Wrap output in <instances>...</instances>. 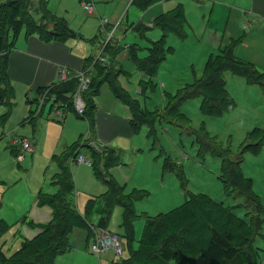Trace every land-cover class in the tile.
<instances>
[{
	"label": "rangeland",
	"instance_id": "rangeland-1",
	"mask_svg": "<svg viewBox=\"0 0 264 264\" xmlns=\"http://www.w3.org/2000/svg\"><path fill=\"white\" fill-rule=\"evenodd\" d=\"M80 1L62 0L60 3V0H52L51 6L59 12L58 14H64L71 27L81 34L78 40L71 39L70 44L73 51L82 57L89 51V41L98 36L101 20L107 19L110 25H114L117 17L124 14L125 20H129V22L141 19L143 23L149 24L150 22L154 23L153 20L162 12L165 14L178 5L182 6L186 18V36L180 38L169 34L166 37L164 43L166 59L153 76L147 93L140 94L144 106L150 111L154 112L159 109L158 111L161 112L165 106L167 94H176L182 84L193 83L203 74L208 59L220 54L221 50L231 44H235V54L240 62L247 64L250 61L260 73H264V52L261 51L264 47V35L261 33L264 30L251 27L248 20L243 21L247 17L243 16L244 13L241 9H238L250 8L251 0H136L128 9H125L128 0H90L96 8L95 15L90 16L85 15ZM147 1L150 2L145 3ZM36 6L33 4L30 11L38 20L37 12L40 9ZM138 24L130 27L138 26L140 30L146 28L143 24ZM140 30L127 32L123 42L137 43L139 48L137 54L143 56L148 53L151 41L160 39L164 32L158 26H153L146 31ZM211 30H216V34L214 35ZM25 37L24 29L17 34L13 32L10 34V39L14 40L15 47L18 43L22 44ZM248 41L251 42L250 48H244V43L246 44ZM114 42L116 41L114 40ZM236 49H238L237 53ZM116 62L123 67L124 71L136 72L130 53L123 60L118 61L116 58ZM138 75L140 74L137 72L129 81L127 78L123 81L130 92L135 90L134 87L131 90L130 83H134L133 79L138 81L140 78ZM226 79L229 93L236 101V107L233 110L213 117L202 112L200 98L186 101L181 110L188 117L189 123L184 129L165 121L160 122L158 119L154 124L156 130L154 135L151 133L150 125H144L141 128L138 139H143L147 146L145 152L139 155L141 165L144 166L142 170L138 171L136 168L134 159L136 153H128L131 157H126L127 154H124L121 160L123 163L119 166L115 165L109 170L111 175L125 186L126 194H129L128 192L132 188L131 183L134 182L131 179L134 177L138 180L142 179V186L149 193L147 197L135 202L138 216L134 222L135 235L132 243H130L127 230L123 225V206L115 203L109 211H106V203L103 198V194L107 190L106 184L95 176L94 168L91 165L73 162L71 159L70 165L75 179L74 199L76 198L78 210L93 223H96L95 220L98 217L107 219L106 230L118 234L124 243L122 260L131 258L132 252L140 249L139 241L145 223L144 215L156 216L171 212L185 201L187 193L185 188L196 194H205L225 208L233 207V213L240 219L247 218L246 208L240 205L242 199L237 200L227 195L224 190V184L220 177V158L209 154L200 155L199 146L194 136V130L201 131L204 127L210 134L217 136L225 146L230 145L234 154L241 151L242 142L257 143L264 136L263 88L261 89L256 84H250L245 77L233 75L231 72L226 73ZM56 83L58 82L38 89L37 97L32 102L39 105L43 99L54 96L51 90ZM25 97L26 88L20 84L16 88L15 105L8 116L1 114L6 110V107L0 105V131H2L0 136V170L5 166L9 170L7 172V174L10 173L9 184L27 183L25 178L20 179L25 175L29 181L27 191L20 195L22 200L14 203L15 211H10L11 214L8 213L6 216L10 227L0 238V246L8 254L19 249L26 238L35 236L37 229L33 226L34 224H47L51 220L49 205H40L36 201L34 205L29 206L31 198H28V185L33 191L43 187L46 183L45 190L52 194L57 191V188L51 185V181L60 167L52 159L53 154L60 155L66 146L81 142L78 147L79 153L83 154L81 152L83 151L88 156H95V153L88 149L87 145L89 144H83L86 140L80 138L81 133H84V136L87 134V121L78 117L74 111L69 112L67 117L58 114V105L52 109L48 106L43 109L45 104L41 108L43 110L40 111V115L44 112L43 118L47 119L48 125H50L45 139V149L35 154L25 152L23 149L22 153H26L23 160H20L19 157L17 159V156L11 154L10 146L13 137L27 136L37 142V135L34 136L30 125L24 122L29 111ZM61 104L67 105V103ZM255 128L261 130L249 138V134ZM103 148L96 147L97 150ZM166 156L179 164L187 186H182V182L175 172H164L163 164ZM9 158L11 159L9 160ZM96 161H98L97 158ZM242 169L245 176L253 179L254 190L264 205V143L257 152H245ZM9 184L5 183L7 187ZM23 201L26 205H23ZM3 205L5 206V204ZM3 205H0V209L4 208ZM18 218L20 220L16 221ZM233 221L236 224L233 227L235 233H248L247 225L240 221ZM216 227L220 229V227ZM170 229H172L171 226ZM69 239L71 248L66 252L59 253L56 257V262L59 264H114L119 261L113 251H109L101 257L88 251L93 237L89 241V230L86 227L75 226ZM243 240L246 242H235L229 246L232 245L237 249L246 248L249 245L247 237L242 238ZM254 246L258 264H264V228L261 235L255 239ZM190 254L194 255L195 253ZM141 258V262L152 261L148 260L147 256L140 255L136 258L135 263L138 264ZM150 264L155 263L150 262Z\"/></svg>",
	"mask_w": 264,
	"mask_h": 264
},
{
	"label": "trees",
	"instance_id": "trees-1",
	"mask_svg": "<svg viewBox=\"0 0 264 264\" xmlns=\"http://www.w3.org/2000/svg\"><path fill=\"white\" fill-rule=\"evenodd\" d=\"M32 6L33 0L0 2V103H7L10 110L16 96L8 72L9 52L13 46L10 33L17 34L24 29L26 35L37 34L45 42H66L76 37V32L65 18H60L49 11L48 0H40L42 20L35 19L30 11ZM155 21L164 33L162 38L152 45L150 56L141 59L136 56V50L133 47L130 48L137 68L151 77L155 76L161 63L166 59L164 45L166 37L169 34L180 38L186 36V18L181 5L162 14ZM107 30L108 28H101L103 38L99 39L97 36L93 41L101 45L102 54L107 61L103 62L93 56L88 57L82 70L88 74L91 73L89 74L91 82L83 94L86 103L85 113L77 114L89 121L92 131L96 128L94 97L99 94L101 85L106 81L110 83L116 96L130 106L133 113L131 121L133 130L138 132L143 124H149L152 135L156 133L154 124L159 118L163 122L184 129L189 119L181 108L186 101L191 99L200 98L201 110L208 116L216 117L233 110L236 107V101L227 88V72L243 76L250 84H258L264 89V73H260L250 62L247 64L240 62L235 55V44H231L220 54L208 59L203 74L193 83H187L178 89L176 94H168L163 111L157 113L146 111L131 94L123 89L119 82V76L123 71L116 68V57L121 48L118 47L117 42L106 41ZM53 86L51 91L52 95L56 96V101L67 103L72 107L74 105L73 95L79 86L78 77H72ZM47 102L50 101L47 100L45 104ZM9 114L10 111L7 115ZM33 118L31 116V119ZM256 133H258L257 129L250 133L249 138ZM194 136L200 155L209 154L220 158V177L224 190L227 195L237 200L242 199L240 205L246 208L247 218L240 219L233 213V207L225 208L205 194H196L185 188L187 192L185 201L171 212L156 216L144 215L145 226L139 241L140 249L135 253L132 252L131 258L121 259L114 264H137L135 260L140 255H145L148 260L152 261L141 262V258L138 264H150V262L155 264H258L254 241L261 235L264 228V205L254 190L253 179L244 175L242 165L245 152H257L264 143V136L257 143H243L238 154H234L230 145L225 146L217 136L210 134L204 127L201 131L194 130ZM80 144L81 142L74 144L57 157L60 172L56 175L54 183L59 186L58 191L53 194L43 192L38 194L39 204L51 207L53 211L51 220L47 224H34L38 233L32 238H26L21 247L12 254H7L0 246V264H58L57 255L71 248L69 235L75 226H83L89 230V241L94 237L90 220L80 213L73 198L75 179L70 162L79 154ZM83 144H89L88 149L95 153V156H90L95 174L107 186V191L103 194L106 208L110 210L115 203L123 206V225L132 243L135 235L134 222L138 216L135 202L147 197L149 193L144 189H134L126 194L125 186L111 175L109 170L121 161L120 153L105 147L97 150L95 145L90 142L86 143V141ZM87 146L85 145L86 148ZM163 168L165 173L175 172L182 186H187L181 167L169 156L165 157ZM233 220L247 225L248 233H235L233 227L236 224ZM9 227L10 224L6 220H0V238ZM244 237H247L249 244L246 248L237 249L232 245L229 246L235 242H246V240L242 241Z\"/></svg>",
	"mask_w": 264,
	"mask_h": 264
},
{
	"label": "crops",
	"instance_id": "crops-1",
	"mask_svg": "<svg viewBox=\"0 0 264 264\" xmlns=\"http://www.w3.org/2000/svg\"><path fill=\"white\" fill-rule=\"evenodd\" d=\"M2 1H5V0H0V2H2ZM86 1H90V0H81L80 1L81 7L84 10L85 15H87V16L95 15L96 8H95V11L93 13H88L84 9L83 4ZM51 2H52V0H48L49 11L51 13L55 14L56 16L60 17V18H65L71 27V24H70L69 20L67 19V17H65L64 14L63 15L58 14L59 12L51 6ZM61 2H62V0H60V3ZM133 3H134L133 0H128L126 3L125 9H128L129 6ZM145 3H147V2H145ZM33 4H34V6L37 5L40 9V0H33ZM238 9H241V11L244 13L243 16L247 17L243 21L248 20L249 21L248 23L251 25V27H255V28L264 30V0H251L250 8H243L242 7V8H238ZM163 13L164 12L159 14L155 18V20L159 16H161ZM37 14L39 15L38 20H42L43 13H42L41 9L39 12H37ZM123 15L117 17L116 22H114L115 23L114 25H110L109 22L106 25V29L108 28L107 31L111 30L114 32L113 33V39H111V40L112 41L115 40L117 42L118 46L123 48L122 50H120V52L118 53V55L116 57L118 59V61H120V59L123 60L124 58H126L128 56V53H130L131 47L136 49V56H138L137 50L139 48L137 46L138 45L137 43H128V42L124 43L123 42L124 41L123 39H124L127 32L132 31V30H140L138 26L130 27L131 25H134V24L137 25L138 23L143 24L146 28L143 30H140V31H146L147 29H150L153 26H157L155 20H153L154 23L150 22L149 24L143 23L141 19H139L137 21L129 22V20H125V17ZM227 26H228V24H227ZM227 26H226V29H227ZM102 27H103V25H102V20H101V27L99 29V34H98L99 39L103 38V34L101 32ZM0 29H1V25H0ZM211 32L215 35L217 31L211 30ZM13 33L16 34L15 32H13ZM261 34L264 35V31ZM25 35H26V32H25ZM78 37H81V34L76 32V37L70 38L66 42H59V41H57V42H45V41L41 40L37 34L31 35V36L26 35L24 42L22 44L18 43L16 47L14 45V40L10 39L13 42V46L9 52L8 72H9V75L12 79V85L15 88V92H16V88L20 84L24 85V87L26 88L25 101L28 104L29 111L24 118L25 119L24 122L30 125V128H31V131L33 132V135L34 136L37 135V142H35L33 140V138L31 139L30 137H27V136L17 137V138L13 137L12 138L10 151H11V154H13L14 156H17V159L19 157L20 160H23L26 157V153L25 154L22 153L23 149L25 150V152H28V153L31 152L32 154L42 152L45 149V147H44L45 146L44 145L45 139H46V135H47V130L50 128V125H48V120L43 118L44 112L40 115V112H37V106L38 105H36L35 102H32L37 97V90L44 87V86H47L49 84L55 83L57 81L58 71L60 68H68L72 74H76L77 72L83 70L84 65H85L88 57L93 56L97 59V57L101 53V49H102L101 45L97 42H93V41H95V39H96L95 38L94 40L92 39L89 41V51L84 57L77 55L73 51L71 44H70V41H71V39H77L78 40ZM160 39L152 40L150 47H148V50H149L148 53L143 55V56H138V57L143 59V58L150 56V50L152 48V45L154 43H156L157 41H159ZM237 41H240V40H237ZM250 44H251V42L248 41L246 44L244 43V45L243 44L242 45L244 48L245 47L250 48ZM238 49H236V53H237ZM221 51H223V50H221ZM261 51L264 52V47L261 49ZM251 52L253 53L254 51H251ZM133 63L136 67V72H134V73L124 71L123 67L121 65H119L118 63H116V68H120L123 71L119 76V82H120L121 86L123 87V89H125L126 92L131 94V96L141 104V107L143 109H145L146 111H150V110H148L147 107L144 106V102H143L142 98L140 97V94L144 95L147 93L146 91H147L148 87L150 86L149 84H152V78L153 77L149 76L146 72L138 69L135 62H133ZM137 72L140 74V75H138V77H140V78L138 81L133 79L134 83H130L131 90H132V87H134V89H135V90H132L130 92V90L127 88V86L124 84L123 81L126 78L129 81L130 79H132L134 74H136ZM89 74H91V73H89ZM73 77H75V76H73ZM104 83H105V85H103ZM104 83L102 84L103 86L101 85V87H100L99 94L96 97H94L95 118H96L95 131H92V129H90V123L87 119L82 118L77 114V112L75 111L74 105L72 107L69 105L61 106L58 104H54L52 102H47L44 105L43 109L46 106H48L49 108L52 109L55 105H58L57 113L65 116V117H67L69 112L74 111L78 117H80L82 120L87 121V132H86L87 134H86V136H84L85 134L81 133V136H80L81 140L84 139V140H86V143L90 142L98 148L99 147H105L107 149H110L111 151H115L117 153H120L121 160H122L124 154L125 155L127 154L126 157H131L128 153H136L137 155L134 156V159L136 161L135 165H136L137 170L140 171L144 168V166L142 167V165H141V162L139 160V155H141L142 153L145 152V148L147 146L145 145L143 139H140V140L138 139L139 138V132L144 125L149 126V124H143L141 126L140 130L138 132H135L133 130V127L131 124V121L133 119V113H132L130 106L125 104L122 100H120L116 96V94L114 93L110 83H108L107 81ZM146 84H148V85L144 86ZM256 85H258V84H256ZM143 86L145 89H143ZM183 86H184V84H182L180 88H182ZM258 86H260V85H258ZM227 87H228V85H227ZM260 87L262 89V86H260ZM262 90L264 91V89H262ZM111 91L113 92L114 95L112 94ZM15 98H16V96H15ZM15 98H14L13 106L15 105ZM73 98H74V95H73ZM0 105H4L6 107V110L1 114L8 116L7 115L8 112L10 111V113H11L13 107L10 110V106H8L7 103H0ZM165 106H166V102H165ZM165 106H164V108H165ZM34 108H35V110H34ZM43 109H41V110H43ZM163 109H162V111H163ZM158 110L159 109H156L154 112L153 111H150V112L157 113ZM31 116L34 118L31 119ZM158 120L160 122H163L160 118ZM0 128H1V126H0ZM255 129H257V132H259L261 130L260 128H255ZM263 130H264V128H263ZM1 133H2V131H0V136H1ZM23 138H27L31 142L30 148L25 149L22 142L19 141L20 139H23ZM0 139H1V137H0ZM243 143L244 142H242V144ZM70 147L71 146H66L65 148H63V151L60 155H58L57 153L53 154L52 159L55 162H57V157L61 156ZM81 152L83 154H85L84 156H86L87 159H89V160L91 159L90 156L86 155V153H84L83 151H81ZM10 159L11 158H9V160ZM83 163H87V162H83ZM121 163H123V162L120 161V163H118V166ZM87 164H89L93 167L92 162L87 163ZM14 171H16V170H14ZM7 172H9V170L7 169L6 166L1 167V170H0V174H1L0 175V198H1L0 199V205L5 204V206L3 205L4 208L0 209V216H3V217H0V220L1 219L7 220V217H6L7 214L8 213L11 214L10 211H13V212L15 211V207H14L15 204L14 203H17L20 200H22L20 198V195H22L25 191H27V184L29 183L28 178L25 175V177H22L20 179L25 178L27 183L24 182V183H19V184H14V185L9 184L8 176L10 175V173L7 174ZM59 172H60V168H59V171L55 173V175L53 176L52 181H51V185L55 186V188H57V191L59 189V186H57L54 183V181H55V177H57L56 175H58ZM95 176H96V174H95ZM131 181H133L134 183H131L132 188H131L130 192H132L134 189H145L142 186L143 185L142 179L138 180L137 178L134 177L133 179H131ZM6 182L9 184L8 187L5 185ZM125 184L127 185V183H125ZM45 185H46V183H45ZM45 185L41 188H36L33 191L30 190L29 185H28V198H31L30 205H29L30 207L32 205H34L36 203V201L38 202V194L40 192H43L45 194L50 193V191L44 189ZM10 191H11V193H9ZM50 194H52V193H50ZM74 201L76 204V198L74 199ZM104 202H105V200H104ZM23 205H26L24 203V201H23ZM22 209H24V208H22ZM26 209H28L27 206H26ZM105 210L109 211L107 208ZM52 212L53 211L51 209V218H52ZM13 215H15V213H13ZM24 216L26 217V215H24ZM104 218L105 217H98L95 220L96 223H93L92 221H90L91 222L90 225L97 224L98 226L100 225L99 227L106 229L107 219H104ZM19 220H20V218L16 219V221H19ZM104 222H105V224H104ZM13 224H15V223H13ZM144 226H145V223H144ZM144 226H143V229H144ZM143 229H142V232H143ZM37 233H38V230H37ZM3 250H4V248H3ZM88 251L90 253H92L90 251V248L88 249ZM136 251H138V250H136ZM135 252H133V253H135Z\"/></svg>",
	"mask_w": 264,
	"mask_h": 264
},
{
	"label": "built area",
	"instance_id": "built-area-1",
	"mask_svg": "<svg viewBox=\"0 0 264 264\" xmlns=\"http://www.w3.org/2000/svg\"><path fill=\"white\" fill-rule=\"evenodd\" d=\"M83 7L88 13H93L95 11V5L93 4L92 1L84 2ZM108 22L109 21L107 19L102 20L103 29L106 28ZM113 33L114 32L111 30L107 31L106 41H109L113 38ZM102 51L103 50L101 49V53L97 58H99L103 62H106L107 59L103 56ZM73 76L78 77L79 79V86L77 88V91L74 93V98H73L74 108L79 115H83L86 109V103L83 94L89 88V84L91 82V76L85 71H79L76 74H72L68 68H60L58 71L57 82L60 83L63 81H67L71 79ZM47 100H49L54 104L64 106L63 104H61L62 102L56 101V96H51V97H47L46 99H43L40 102V104L38 105L37 112L41 111L42 106L45 104ZM19 141L22 142L25 149L31 147V142L27 138L20 139ZM73 162L91 163V160L87 159L86 156L79 153L77 156L73 158ZM91 227L94 232V237L91 243L90 251L99 257H101L102 255L106 254L109 251H113L117 259L121 260L124 254V243L122 242L121 237L118 234L111 233L107 231L105 228H101L96 224H92Z\"/></svg>",
	"mask_w": 264,
	"mask_h": 264
}]
</instances>
